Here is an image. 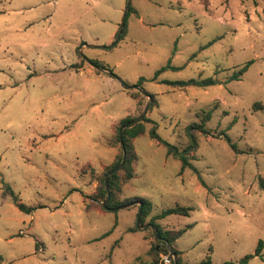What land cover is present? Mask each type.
I'll return each mask as SVG.
<instances>
[{"label": "rangeland", "instance_id": "374dc122", "mask_svg": "<svg viewBox=\"0 0 264 264\" xmlns=\"http://www.w3.org/2000/svg\"><path fill=\"white\" fill-rule=\"evenodd\" d=\"M125 3L0 0V264H150L162 242L142 226L174 204L191 209L156 220L186 226L173 241L184 260L237 261L262 239L247 264H264V0H130L124 33L111 44ZM168 58L181 67L154 78ZM248 60L240 78L228 79ZM111 72L128 84L144 76L141 89L155 97L133 138L136 173L115 193L151 200L139 224L136 203L102 209L106 197L93 198L120 150L119 119L148 100ZM207 76L220 82L162 81ZM209 108V132H197L191 158L198 172L180 171V159L148 131L182 148L185 125ZM90 201L98 207L86 209ZM159 256L157 264L169 263V252Z\"/></svg>", "mask_w": 264, "mask_h": 264}, {"label": "trees", "instance_id": "16d2710c", "mask_svg": "<svg viewBox=\"0 0 264 264\" xmlns=\"http://www.w3.org/2000/svg\"><path fill=\"white\" fill-rule=\"evenodd\" d=\"M132 8L129 5L128 11H130ZM125 30V23L123 25V29L120 33L119 38L122 36ZM90 60L93 62L94 65L98 69H107L106 65L96 59L90 58ZM250 63V60L243 63L241 66H239L236 70L232 71V73L228 76V79H238L240 78L241 74L246 70ZM179 68L181 66L173 65L170 62V58H168L167 62L160 67H158L155 70L154 78L157 77V75L163 71L166 68ZM145 80L144 76H139L137 81L135 82L140 88L142 87V82ZM162 81L167 82L173 86H187V85H199V86H206L209 84L220 82L217 78L213 76H207L203 78H194L190 77L187 79H162ZM147 93L152 97V100L149 104V107L152 106L155 103V97L154 94L151 92ZM259 105V106H257ZM148 107V108H149ZM253 107H262V104L258 101H255L253 103ZM212 109H206L202 110L201 113H198V120H193L185 125L184 131L187 137V142L185 145L180 148L178 145L168 142L167 140L160 137L158 132L156 131L155 127L152 126L148 133L151 137L157 139L159 142L165 144L166 146V153L172 154L176 156L178 159H180V171H182L185 167H191L195 171L198 172L197 168L193 166L191 162V158L193 155V151L198 146V138H197V132L202 133H208L209 130L206 127L205 123L206 120L210 118ZM136 115L126 114L125 116L121 117L117 124L116 129V139L119 142L120 150L119 153H117L115 159L113 162L106 166L103 170L102 174L99 176V185L97 186L96 192L93 194V198L99 199L104 198L108 196V200L106 202V206L100 205L102 209L110 208V209H117L118 207L130 205L132 203H136L139 207L138 212L140 213V219L139 223L143 222L144 218L149 215V213L152 210V202L149 198L142 196V195H131L126 196L122 199H118L115 197L116 191H119L121 188L122 183L126 182L128 179H130L132 176H134L135 173V165L134 160L137 159V152L134 148L133 138L145 131V124L144 121L150 120V117H148L145 113V115L142 117V119L129 123L131 119L134 118ZM224 138L229 142L231 147L234 150H237V145L234 141L231 140V138L224 133ZM122 141V143L120 142ZM125 152L124 161L122 165L116 169L112 170L122 159V153ZM108 173V190L105 187V181H104V175ZM257 183L258 186L261 189H264V175H258L257 176ZM7 186V191L10 192L14 199L16 200V204L26 210H31L29 206H26L23 202L18 201L16 195L14 194L12 188L10 185ZM139 203H141L139 205ZM90 207H98V203L94 201L86 202L85 208L89 209ZM191 209V206L184 205V204H174L171 206L163 207L158 212L152 214L149 218V222L151 223V226L153 228V234L157 238V240L161 241L162 244H160V248H157L155 245H153L152 251H153V258L150 262V264H157L159 259V252L163 250L165 253H168L169 250H172L174 252V256H170V261L168 264H213L211 260V256L207 253L203 258H201L198 261H187L184 260L181 256V250L176 248L173 245V241L180 236L186 229L185 227L177 228V229H169L164 228L156 219L161 218L169 213H183L187 214L189 210ZM192 223H189L187 226H191ZM133 229V228H132ZM262 239H259L257 242V245L253 252L245 253L243 256H241L237 261L232 259H226L223 260L219 264H247L249 259L257 254H261L262 249Z\"/></svg>", "mask_w": 264, "mask_h": 264}, {"label": "water", "instance_id": "95a60500", "mask_svg": "<svg viewBox=\"0 0 264 264\" xmlns=\"http://www.w3.org/2000/svg\"><path fill=\"white\" fill-rule=\"evenodd\" d=\"M129 5H130V0H126L125 6H124V8H123V13H122L121 21H120V24H119V28H118V30H117V32H116V35H115V38H114V40L112 41L111 44H114V43L118 40V38H119V36H120V33H121L122 29H123V25H124V21H125L126 12H127V10H128ZM87 45H91V44H87ZM102 46H103V45H102ZM111 73H112V72H111ZM112 74H114V73H112ZM114 76H116L117 78H119L116 74H114ZM119 80L122 82L124 88H131V87L137 88V89H139L142 93L146 94L147 97H148V100L145 102V104H144L142 110H141L136 116H134V118L131 119L129 123L136 122V121L142 119V117L145 115V113H146V111H147V108H148V106H149V104H150V101L152 100V97L147 93V91L141 89L136 83L128 84V83H125V82H124L123 80H121L120 78H119ZM120 142L122 143L121 140H120ZM124 156H125V152L123 151L121 161H120V162H119L114 168H112V170H116V169H118V168L122 165V163H123V161H124ZM107 178H108V173H106V174L104 175L105 187H106V189L108 190V179H107ZM107 200H108V196H107V197L104 199V201L102 202V204H103L104 206H106V201H107ZM140 204H141V203H139V205H140ZM139 219H140V213L138 212V213H137V224H139ZM149 224L151 225L150 222H147V223H145L142 227H146V226L149 225ZM174 255H175L174 252H173L172 250H169V256H174Z\"/></svg>", "mask_w": 264, "mask_h": 264}, {"label": "built area", "instance_id": "2783aa9c", "mask_svg": "<svg viewBox=\"0 0 264 264\" xmlns=\"http://www.w3.org/2000/svg\"><path fill=\"white\" fill-rule=\"evenodd\" d=\"M165 260H166V262H169L170 261V256L168 257H165Z\"/></svg>", "mask_w": 264, "mask_h": 264}, {"label": "crops", "instance_id": "0c3cea01", "mask_svg": "<svg viewBox=\"0 0 264 264\" xmlns=\"http://www.w3.org/2000/svg\"><path fill=\"white\" fill-rule=\"evenodd\" d=\"M128 114H129V113H128ZM111 146H112V145H111ZM113 146H114V145H113ZM137 158H138V157H137ZM135 170H136V169H135ZM135 173H136V171H135ZM135 173H134V175H135ZM132 177H133V176H132ZM132 177H131V178H132ZM131 178H130V179H131Z\"/></svg>", "mask_w": 264, "mask_h": 264}]
</instances>
